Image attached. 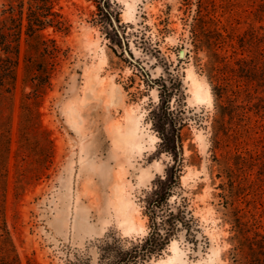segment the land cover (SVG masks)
<instances>
[{"label": "rangeland", "instance_id": "obj_1", "mask_svg": "<svg viewBox=\"0 0 264 264\" xmlns=\"http://www.w3.org/2000/svg\"><path fill=\"white\" fill-rule=\"evenodd\" d=\"M108 2L106 10V0H61L72 28L46 31L63 49L51 87L27 99L22 63L14 95L0 97V264H101L114 236L127 248L148 235L145 197L174 163L153 123L161 79L181 82L176 113L185 104L183 171L170 203L193 220L173 239L175 264H245L232 223L242 217L264 234V81L243 77L240 60L264 65V0ZM190 71L211 102L195 99ZM23 101L47 134L19 136ZM134 122L135 145L116 143V130L125 135Z\"/></svg>", "mask_w": 264, "mask_h": 264}, {"label": "trees", "instance_id": "obj_2", "mask_svg": "<svg viewBox=\"0 0 264 264\" xmlns=\"http://www.w3.org/2000/svg\"><path fill=\"white\" fill-rule=\"evenodd\" d=\"M108 1L106 0V10L110 8ZM60 2L61 0H5L0 8V97L14 95L22 63L24 82L32 89L26 94L27 99H37L51 87L63 49L54 38L46 34V31L52 29L54 32L69 34L72 28ZM106 10L104 9L105 14L109 15ZM241 42L246 41L243 39ZM208 47L211 49V56L214 57L212 48ZM240 62L244 64L243 77L264 81V65L261 59L250 61L242 58ZM140 69L144 71V68ZM143 73L149 77L147 72ZM257 74L259 78H254L256 76L253 75ZM157 82L160 83V104L152 111L153 123L156 124L161 136L160 147L174 157V163L166 169L165 175L154 181V187L145 197L144 215L148 218L150 230L148 235L130 241L127 248L121 245L120 238L114 236L110 244L106 241L108 246L101 254V264H139L162 256L180 229L188 226L193 220L187 206L170 203L177 188H180L183 171V158L180 155L183 117L179 114L185 111L183 104L179 109L180 113H176L171 107V102L173 98L176 101L180 100L184 92L181 90V82L178 86L176 84L170 86L164 79ZM18 132L19 136L47 134L46 130H42L40 113L32 109L26 101H23L21 106ZM6 134L4 136H10V130H7ZM260 173L264 176V164ZM0 214L5 224L4 208H1ZM232 224L235 232L233 239L237 243L234 248L236 254L245 256V264H264V234L253 231L242 217L237 218ZM1 229V237L5 242L3 247L5 256L14 262L16 257L10 254L13 246L9 233L6 227Z\"/></svg>", "mask_w": 264, "mask_h": 264}, {"label": "bare ground", "instance_id": "obj_3", "mask_svg": "<svg viewBox=\"0 0 264 264\" xmlns=\"http://www.w3.org/2000/svg\"><path fill=\"white\" fill-rule=\"evenodd\" d=\"M188 78L192 80V83L194 86L193 92H194L195 99H197L198 101H210L211 102L212 96H211V92H210L208 85H205L202 81H200L192 71L189 72ZM139 130H140L139 123L134 122L128 127L125 135H122L119 129H117L114 134V140L118 144L135 145L134 140L140 134ZM115 193L116 194L119 193L122 195L123 191L120 192L117 188L115 189ZM129 204L130 203L126 199H124L122 196L119 202L121 209H126L129 206ZM169 250L172 253V255H169L167 258H162L158 260L157 262H155V264H175L180 256L178 242L172 241V243L169 246Z\"/></svg>", "mask_w": 264, "mask_h": 264}, {"label": "water", "instance_id": "obj_4", "mask_svg": "<svg viewBox=\"0 0 264 264\" xmlns=\"http://www.w3.org/2000/svg\"><path fill=\"white\" fill-rule=\"evenodd\" d=\"M182 55H183V53H182Z\"/></svg>", "mask_w": 264, "mask_h": 264}]
</instances>
